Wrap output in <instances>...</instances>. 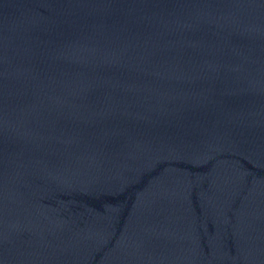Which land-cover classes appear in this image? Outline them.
<instances>
[{"label":"water","instance_id":"obj_1","mask_svg":"<svg viewBox=\"0 0 264 264\" xmlns=\"http://www.w3.org/2000/svg\"><path fill=\"white\" fill-rule=\"evenodd\" d=\"M0 264H264V0H0Z\"/></svg>","mask_w":264,"mask_h":264}]
</instances>
